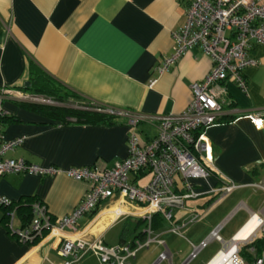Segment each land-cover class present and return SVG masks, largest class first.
Listing matches in <instances>:
<instances>
[{
  "label": "crops",
  "instance_id": "1",
  "mask_svg": "<svg viewBox=\"0 0 264 264\" xmlns=\"http://www.w3.org/2000/svg\"><path fill=\"white\" fill-rule=\"evenodd\" d=\"M188 4L189 0H0V88L34 94L22 88L29 85L31 61L91 103L145 116L179 114L190 100L191 83L203 79L212 65L201 47L193 46L166 69H159L163 59L173 52L172 32L184 25ZM251 54L258 57V63L244 71L246 91L228 82V103L217 123L206 130L215 175L193 180L200 195L186 199L183 206H171L174 222L193 213L199 218L183 227V236H179L169 231L161 214H155L153 236L163 240L164 245L153 242L129 259V264H152L165 249L169 259L159 263L180 264L188 259L192 246L216 227L228 242L252 213L264 215V191L250 185L264 182V47L254 46ZM29 104L43 103L8 92L0 96V109L6 114L1 122L3 135L24 139L7 156L60 171L46 176H0V196L11 200L8 210L15 209L13 228L25 227L31 220V215L25 219L13 206L18 201H42L55 220L80 202L89 184L68 176L65 169L110 167L128 155L131 128L126 118L118 116L119 122L111 125L80 124L73 118L62 123ZM136 129L143 142L157 134L150 120H141ZM148 174L151 177L149 170L131 173L130 180L139 185ZM225 178L243 186L212 204V190ZM180 181L178 178L175 186L178 192L183 190ZM143 213L141 205L115 195L99 205L95 219L91 221L92 216L87 214L79 219L78 226L88 238L100 235L108 245L112 244L107 235L118 226V244L142 231ZM60 242V237L48 235L20 240L9 229L0 206V264H60ZM204 248L196 264H207L223 249V243L211 240ZM72 264H97V260L93 254H86Z\"/></svg>",
  "mask_w": 264,
  "mask_h": 264
},
{
  "label": "built area",
  "instance_id": "2",
  "mask_svg": "<svg viewBox=\"0 0 264 264\" xmlns=\"http://www.w3.org/2000/svg\"><path fill=\"white\" fill-rule=\"evenodd\" d=\"M172 38L173 52L163 59L160 70L176 62L193 46H200L212 61L211 68L204 78L191 83L190 100L185 109L179 114L169 112L145 116L94 103L93 107L77 106L126 118L131 128L127 138L128 155L110 167L89 165L65 169L64 172L68 176L87 182L89 188L80 202L59 219H53L45 203L35 200L30 206L29 224L13 228L15 209H10L7 213V224L17 238L32 241L47 235L60 237L58 252L63 257L60 264H72L86 254H93L97 264H129V259L134 258L139 250L148 248L153 242L164 245L163 240L153 236L154 214H161L168 222L169 231L179 236H183V227L197 221L200 215L193 213L181 222H174L171 206H183L186 199L198 197L200 193L195 190L193 180L212 175L213 157L206 130L217 123L224 105L228 103L226 84L235 82L242 90L247 89L244 71L258 63V57L253 56L251 50L254 46L264 47V0H189L186 21L183 26L172 32ZM153 82L154 80L151 84ZM5 92L33 102L56 104L50 98L21 91L11 93L5 88H0V96ZM4 115V111L0 109V176L9 173L46 176L59 172L60 169L54 166H41L21 157L7 156V153L20 146L24 139L5 138L1 130V119ZM141 120H150L157 128V134L147 142L141 141L136 129ZM145 170L151 172L148 182L141 186L131 182V173L138 175ZM178 178H181L183 188L179 192L175 188ZM250 185L264 191V182H253ZM240 186L243 184L225 178L219 187L212 190V204ZM115 195L120 200L125 199L143 207V218L146 221L143 239L108 245L102 236L88 238L85 230H80L79 219L92 214L102 202ZM10 204L9 198L0 196V206ZM255 215L259 217V222L246 238H237L243 229L241 228L232 240L226 242L216 227L207 238L192 246L188 259L180 264H188L211 240L222 242L223 249L207 264L214 259V264H248L241 256V249L249 245L248 250L254 253V247L250 244L260 235L264 238V215L252 213L248 222ZM96 216L97 214H93L91 221ZM79 232L81 235L77 236ZM261 252V256L252 264H264V245ZM164 259H169L166 249L152 264H158Z\"/></svg>",
  "mask_w": 264,
  "mask_h": 264
},
{
  "label": "trees",
  "instance_id": "3",
  "mask_svg": "<svg viewBox=\"0 0 264 264\" xmlns=\"http://www.w3.org/2000/svg\"><path fill=\"white\" fill-rule=\"evenodd\" d=\"M25 90L30 91L31 93L38 94L45 98H50L56 102V104H29L28 106L43 115L56 119L62 123H68L69 118H73L75 122L80 124H101V125H111L114 123L119 122L117 119L118 116L110 113H106L101 110H93V109H81L77 106L83 105L86 107H93L92 103L85 100L75 92L65 88L62 86L58 81L50 77L48 74L44 73L43 71L39 70V68L30 61V73H29V85L23 86ZM230 103V102H229ZM6 114L2 117L1 122L3 121ZM213 175L215 173L211 171ZM34 198H26L24 200L18 201L13 206L16 207L26 219L29 218L28 215H31L30 206L31 202ZM12 205V204H10ZM5 210V217L8 213L9 206H2ZM11 207V206H10ZM9 207V208H10ZM8 210V211H7ZM97 210L93 211L90 216L96 213ZM159 214V213H156ZM155 215V214H154ZM153 215V216H154ZM153 217H152V228H153ZM141 221H133V223H140ZM144 227L146 225V221L144 220ZM156 223L154 222V225ZM143 227V229H144ZM142 231L136 233V236L130 238L129 240L134 239H143L144 232ZM122 240L121 242H124ZM262 245H264V238L260 235L257 237L254 242L250 244L251 247H254V253H251L248 250V246H245L241 249V256L252 263L257 257L261 256Z\"/></svg>",
  "mask_w": 264,
  "mask_h": 264
},
{
  "label": "rangeland",
  "instance_id": "4",
  "mask_svg": "<svg viewBox=\"0 0 264 264\" xmlns=\"http://www.w3.org/2000/svg\"><path fill=\"white\" fill-rule=\"evenodd\" d=\"M143 125V123H141L140 125H139V127H141ZM149 179H150V174H148V175H146L141 181H140V186L141 185H144L146 182H148L149 181ZM256 190H258V189H256ZM118 230H119V227L117 226V227H115L114 229H112V231H110L109 232V234L107 235V241L109 242V243H111L112 245H114L115 244V241H116V233L118 232ZM210 244L208 245V247L207 248H210ZM205 249V248H204ZM199 254H200V252H199ZM198 254V255H199ZM193 261V262H192ZM191 262H192V264H196V263H199L200 261H201V257H200V255H199V257L198 258H196V259H194V260H192ZM246 261V260H245ZM246 263H248V264H252V263H249L248 261H246ZM159 264H166V262L165 261H163V262H161V263H159Z\"/></svg>",
  "mask_w": 264,
  "mask_h": 264
},
{
  "label": "bare ground",
  "instance_id": "5",
  "mask_svg": "<svg viewBox=\"0 0 264 264\" xmlns=\"http://www.w3.org/2000/svg\"><path fill=\"white\" fill-rule=\"evenodd\" d=\"M259 222V217L254 216L244 227L243 229L238 233L237 238L238 239H244L246 238L257 226ZM219 258V257H218ZM217 258V259H218ZM216 259H214L210 264H214Z\"/></svg>",
  "mask_w": 264,
  "mask_h": 264
}]
</instances>
